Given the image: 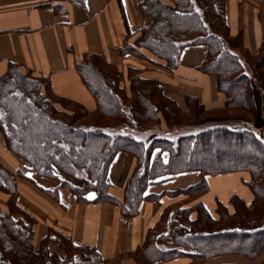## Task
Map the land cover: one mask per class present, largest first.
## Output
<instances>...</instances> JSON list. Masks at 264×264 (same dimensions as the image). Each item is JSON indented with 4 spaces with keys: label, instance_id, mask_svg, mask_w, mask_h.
Segmentation results:
<instances>
[{
    "label": "trees",
    "instance_id": "16d2710c",
    "mask_svg": "<svg viewBox=\"0 0 264 264\" xmlns=\"http://www.w3.org/2000/svg\"><path fill=\"white\" fill-rule=\"evenodd\" d=\"M70 1L84 6V0ZM138 10L147 21L127 34L131 38L120 50L137 54L144 48L171 71L184 47L204 45L197 68L214 76L225 95L223 105L205 108L190 94L180 105L158 79L141 76L135 67L127 68L124 86L117 66L103 54L84 53L74 65L95 99V108L88 110L54 93L47 77L21 71L10 61L0 76V130L6 148L24 162L18 175L32 170L52 177L78 201H109L129 218L149 182L198 171L199 181L182 190L193 198L207 189L205 175L245 170L251 202L232 194L231 209L217 202L212 216L201 203L187 209L178 201L164 209L141 247L106 258L51 226L37 237L36 219L17 203L15 177L0 163V191L7 194L5 206L0 204V264H123L126 256L137 264H155L179 255L190 257L187 264H264V136L249 121L256 110L254 89L264 119V41L250 52L241 30L230 32L226 0H141ZM118 151L135 158L122 199L107 192L108 167ZM45 191L55 196L56 188ZM171 208L175 216L167 226ZM191 209L194 219L188 218Z\"/></svg>",
    "mask_w": 264,
    "mask_h": 264
},
{
    "label": "crops",
    "instance_id": "0c3cea01",
    "mask_svg": "<svg viewBox=\"0 0 264 264\" xmlns=\"http://www.w3.org/2000/svg\"><path fill=\"white\" fill-rule=\"evenodd\" d=\"M140 1L84 0L82 7L70 0H0V76L10 61L14 62L21 71L29 70L47 77L54 93L93 110L96 106L94 96L74 62L84 53H100L107 62L117 66L124 86L128 85L127 68L135 67L140 69L141 76L158 79L180 105L184 104L185 95L190 94L197 96L205 108L221 107L225 95L216 88L214 76L197 68L205 53L204 45L184 47L178 66L171 71L144 48L138 47L140 53L137 54L120 50L124 40L131 38L127 34L137 31L147 21L139 13ZM226 19L230 32L233 34L240 29L244 46L255 52L264 41V0H226ZM254 103L255 114L249 121L255 130L262 132L264 119L259 112L256 90ZM135 134L144 142L150 138L143 131ZM0 163L15 177L17 203L36 219L37 237L51 226L70 236L77 244L92 245L106 258L129 254L141 247L148 229L159 225L164 209L178 201L180 208L187 209L201 203L212 216H216L217 202L231 209L228 198L232 194L247 204L252 200L246 183L249 173L245 170L205 175L207 189L193 198H188L182 190L196 184L200 174L198 171H184L149 182L136 215L125 218L112 202L78 201L67 186L58 185L59 181L52 177L38 175L32 170H27L25 177L19 176L18 167L24 162L6 148L1 130ZM134 166L132 154L125 151L115 154L107 171L110 182L107 192L111 196L122 199L126 180ZM229 184L234 188H226ZM54 188L55 196L45 191ZM0 193L5 202L7 195ZM167 214L169 226L175 209L171 208ZM195 217L196 211L191 209L188 218ZM260 257H264V253ZM189 261L188 255H179L157 260L155 264H187ZM121 262L137 264L131 256L124 257Z\"/></svg>",
    "mask_w": 264,
    "mask_h": 264
},
{
    "label": "rangeland",
    "instance_id": "374dc122",
    "mask_svg": "<svg viewBox=\"0 0 264 264\" xmlns=\"http://www.w3.org/2000/svg\"><path fill=\"white\" fill-rule=\"evenodd\" d=\"M257 91V89H254V91ZM189 125H191V124H189ZM161 126H163V127H166V125L163 123V122H161ZM181 126H186V125H181ZM188 126V125H187ZM178 127V126H177ZM191 129H194V130H196L195 129V127L196 126H194V125H192V126H189ZM167 128V127H166ZM167 130V129H166ZM161 131V133L163 132V130H160ZM178 131V133L181 131V130H177ZM167 134H171V132H167ZM261 134L264 136V130L261 132ZM226 188H234V186H233V184H229ZM220 190V192L222 191V189H219ZM1 194V193H0ZM2 195V194H1ZM7 195V194H6ZM5 203H6V201L5 202H3L2 200H1V198H0V204H2L3 206H5ZM53 247H54V244H53ZM77 259V258H76Z\"/></svg>",
    "mask_w": 264,
    "mask_h": 264
}]
</instances>
